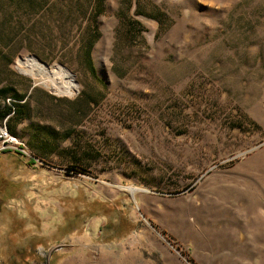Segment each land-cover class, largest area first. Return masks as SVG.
Masks as SVG:
<instances>
[{
	"label": "rangeland",
	"instance_id": "1",
	"mask_svg": "<svg viewBox=\"0 0 264 264\" xmlns=\"http://www.w3.org/2000/svg\"><path fill=\"white\" fill-rule=\"evenodd\" d=\"M14 92L0 264H264V0H0Z\"/></svg>",
	"mask_w": 264,
	"mask_h": 264
},
{
	"label": "bare ground",
	"instance_id": "2",
	"mask_svg": "<svg viewBox=\"0 0 264 264\" xmlns=\"http://www.w3.org/2000/svg\"><path fill=\"white\" fill-rule=\"evenodd\" d=\"M19 72L35 79L54 93L74 95L77 86L66 70L55 66H48L37 62L34 58H25L18 63ZM63 78L66 82L60 83L54 78Z\"/></svg>",
	"mask_w": 264,
	"mask_h": 264
},
{
	"label": "trees",
	"instance_id": "3",
	"mask_svg": "<svg viewBox=\"0 0 264 264\" xmlns=\"http://www.w3.org/2000/svg\"><path fill=\"white\" fill-rule=\"evenodd\" d=\"M131 4L128 6V9H131ZM137 25H140L139 22H137ZM98 39V34L94 35L93 38L87 42V45L85 47V58L87 60V64H88V67L90 69L91 72H93V69H92V66H91V57H90V52H91V49H92V46L94 45L95 41ZM15 93V92H14ZM26 97L27 96H19L17 95L16 93L14 94V100L16 101V104H17V108L16 110L13 108V106H7V105H3L2 106V110L0 112V120H6V122H9L11 121V119L13 117L15 118H21L23 117L24 115V111H23V107L19 106V103L21 101H25L26 100ZM5 126V124H4ZM5 128L7 129V127L5 126ZM8 133L17 138L16 136L12 135L11 133L13 132L11 129H10V132L9 130L7 129ZM18 139V138H17ZM19 140V139H18ZM23 143V142H22ZM25 145V144H24ZM26 148V146H25ZM27 150V148H26Z\"/></svg>",
	"mask_w": 264,
	"mask_h": 264
},
{
	"label": "built area",
	"instance_id": "4",
	"mask_svg": "<svg viewBox=\"0 0 264 264\" xmlns=\"http://www.w3.org/2000/svg\"><path fill=\"white\" fill-rule=\"evenodd\" d=\"M17 141L22 145L23 151L26 152L25 145L21 141L11 136L5 126L0 127V150L10 147L11 144L17 143Z\"/></svg>",
	"mask_w": 264,
	"mask_h": 264
}]
</instances>
